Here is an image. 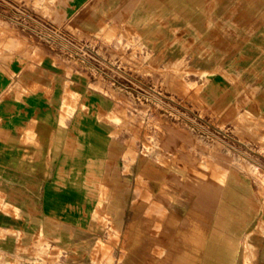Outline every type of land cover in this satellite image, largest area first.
Returning a JSON list of instances; mask_svg holds the SVG:
<instances>
[{
  "label": "crops",
  "instance_id": "0c3cea01",
  "mask_svg": "<svg viewBox=\"0 0 264 264\" xmlns=\"http://www.w3.org/2000/svg\"><path fill=\"white\" fill-rule=\"evenodd\" d=\"M21 1L31 5L38 1V9L29 8L66 30V24L52 18L56 9L60 15L75 16L90 7L94 14L129 15L135 21L148 14L147 0H54L56 7L52 0ZM151 1L155 30L165 26L158 17L169 20L176 9L198 16L207 7L216 11L218 5L222 6L218 0H207L202 6L192 0ZM112 28L108 25L89 31L104 36L95 41L99 67L57 53L44 60L55 61L56 69L39 66L46 78L63 85L70 83L71 93L84 99L83 106L74 107L66 121V130L60 134L65 140L55 141L53 131L47 136L60 149L46 155L39 167V224L44 235L39 236L40 249L29 250L37 253V259L23 257V263L239 264L240 255L257 247V264H264V233L256 237L254 232L256 162L220 137L202 136L201 131L192 129L189 119L179 117L174 107L127 104L125 98L131 94L115 86L121 78L140 84L151 78L169 79L173 72H165L161 65H173L177 59L187 62L190 52L186 58L178 55L187 46L206 47L207 23L188 20L163 27L168 33L163 39L167 44L173 42L175 34L183 35L175 45L179 52L172 56L164 52L169 45L158 44L156 52L152 47L156 65L147 64L146 57L139 53L131 62L133 51L128 41L112 45L106 40ZM118 29L126 30L125 26ZM218 30L225 31L223 26ZM39 77L43 78L42 73ZM242 78L255 95H264V83L254 77ZM66 89L55 93L64 95ZM39 104L45 102L40 100ZM208 108L206 116L221 125L218 117L207 115L214 112V107ZM84 110L89 114L83 116ZM243 112L264 118V101L247 106ZM42 119L49 122L44 121L47 128H57L52 116L45 114ZM231 127L236 129L235 125ZM262 168L257 175L264 176ZM261 202L264 209V194Z\"/></svg>",
  "mask_w": 264,
  "mask_h": 264
},
{
  "label": "rangeland",
  "instance_id": "374dc122",
  "mask_svg": "<svg viewBox=\"0 0 264 264\" xmlns=\"http://www.w3.org/2000/svg\"><path fill=\"white\" fill-rule=\"evenodd\" d=\"M192 1L202 6L207 0ZM53 2L56 7V1ZM219 2L222 6L219 8L218 5L216 11L207 7L198 16L182 14L176 9L169 20L158 17L165 23L158 30H155L156 20L150 16L154 3L151 0L145 4L147 16L139 17L136 21L129 15L119 18L110 14H94L90 7L75 16L60 15L56 9L52 18L66 24L68 31L79 39L90 41L93 50L89 56L95 59L99 57L95 41L104 36L89 31L113 25L114 29L105 35L106 40L112 45L128 41L130 52L133 51L130 61L139 53L151 65H156L158 61L153 55V46L156 52L158 44L169 45L164 48L169 56L179 52L175 45H178L183 32L175 34L173 42L167 44L163 39L168 33L163 27H167L170 22L184 23L188 20L201 25L207 23L206 47L197 49L187 46L185 52L178 54L186 58L190 52L187 62L177 59L173 65H161L165 72L169 69L173 72L174 75L171 74L169 79L151 78L142 80L140 84L133 79L121 78L115 81V86L131 94L125 98L127 104L156 103L174 107L180 118L185 114L191 122L199 115L205 117L208 107H214V112L209 111L207 115L213 114L221 121V125L217 123L224 131L221 139L238 147L256 162L254 232L257 237L264 233L261 202L264 190H260L264 189V176L257 175L262 173L264 166V118L252 112L244 113L243 110L252 104H262L264 95H255L242 77H254L256 81L264 83V0ZM39 6L38 1L31 5L21 0H0V264H24L23 257L37 259V253L29 250H39V236L44 235L39 224L42 214L39 167L46 155L50 156L60 149L59 144L50 143L47 136L53 131L55 141H64L65 138L60 137V134L66 130V121L72 117L73 108L78 107V104L83 106L84 97L74 96L69 89L70 83L63 85L56 79H48L39 69V66L47 69H56L58 66L55 61H44L48 59L47 55L58 52L40 40L43 32L36 27L40 26L39 18L44 15L29 8L38 9ZM124 26L126 30L120 32L118 27ZM220 26H223L224 32L218 30ZM215 27L217 30H214ZM137 45L140 48L137 49ZM43 48L50 53L47 54ZM35 59L39 62H34ZM91 61L97 67L100 66L96 61ZM39 73H42L43 78L39 77ZM230 76H233V80H228ZM210 77L216 81H209ZM64 88L68 89L64 95H56L55 90ZM40 100L45 105H40ZM45 114L52 116L57 128L46 127L44 121L47 124L49 122L42 119ZM82 114L89 113L84 110ZM94 115L102 117L99 113ZM247 138L249 143H246ZM241 229L240 225L239 234ZM242 232L246 234V229ZM246 251V255L239 256V264H257V247Z\"/></svg>",
  "mask_w": 264,
  "mask_h": 264
},
{
  "label": "built area",
  "instance_id": "2783aa9c",
  "mask_svg": "<svg viewBox=\"0 0 264 264\" xmlns=\"http://www.w3.org/2000/svg\"><path fill=\"white\" fill-rule=\"evenodd\" d=\"M39 25L40 26L36 28L43 32L40 36L41 42L46 44L47 47L49 46L48 48L58 52L57 54L61 53L60 55L62 56L80 60L87 64L93 63L91 60L97 62V58L95 59L89 56L92 54L91 51L93 50V45L90 41L79 39L68 30L53 24L44 17L39 18ZM183 116L188 119V116L185 114H183ZM203 117L199 115V117H196L195 120L191 122V126L193 125L192 129L201 131V135L208 138H213L214 136L221 138L224 134L223 129L212 119H207L206 116Z\"/></svg>",
  "mask_w": 264,
  "mask_h": 264
},
{
  "label": "bare ground",
  "instance_id": "6f19581e",
  "mask_svg": "<svg viewBox=\"0 0 264 264\" xmlns=\"http://www.w3.org/2000/svg\"><path fill=\"white\" fill-rule=\"evenodd\" d=\"M218 192V191H217ZM234 194V193H233ZM240 202V201H239ZM247 203V202H246ZM236 204V203H235ZM248 205V204H247ZM249 207H251V206H249ZM245 210H246V208H245ZM239 229H240V226H239Z\"/></svg>",
  "mask_w": 264,
  "mask_h": 264
}]
</instances>
